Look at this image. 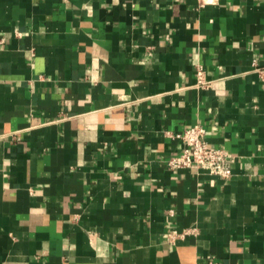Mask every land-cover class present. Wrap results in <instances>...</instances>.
Wrapping results in <instances>:
<instances>
[{
    "label": "crops",
    "instance_id": "obj_1",
    "mask_svg": "<svg viewBox=\"0 0 264 264\" xmlns=\"http://www.w3.org/2000/svg\"><path fill=\"white\" fill-rule=\"evenodd\" d=\"M0 264H264V0H0Z\"/></svg>",
    "mask_w": 264,
    "mask_h": 264
},
{
    "label": "built area",
    "instance_id": "obj_2",
    "mask_svg": "<svg viewBox=\"0 0 264 264\" xmlns=\"http://www.w3.org/2000/svg\"><path fill=\"white\" fill-rule=\"evenodd\" d=\"M197 82L202 87L209 85V82L204 80L201 69L197 71ZM177 137L181 139L183 146L180 153L168 159L167 165L170 169L194 168L220 179H227L231 175V165L234 161L232 155L209 145L204 140V129L201 126L193 125Z\"/></svg>",
    "mask_w": 264,
    "mask_h": 264
}]
</instances>
